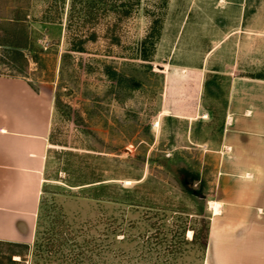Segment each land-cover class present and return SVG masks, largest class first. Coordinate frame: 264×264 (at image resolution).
I'll return each instance as SVG.
<instances>
[{"label":"rangeland","instance_id":"obj_1","mask_svg":"<svg viewBox=\"0 0 264 264\" xmlns=\"http://www.w3.org/2000/svg\"><path fill=\"white\" fill-rule=\"evenodd\" d=\"M13 29L28 64L0 45V76L50 97L52 133L34 242L0 264H205L192 239L222 195L232 83L264 81V0H0ZM226 177L223 244L262 261L264 174Z\"/></svg>","mask_w":264,"mask_h":264},{"label":"crops","instance_id":"obj_2","mask_svg":"<svg viewBox=\"0 0 264 264\" xmlns=\"http://www.w3.org/2000/svg\"><path fill=\"white\" fill-rule=\"evenodd\" d=\"M52 109L50 97L35 91L27 81L0 76V241L34 242L49 157ZM225 123L219 151L223 155L219 182L222 195L209 201L212 223L205 264H264V260H249L254 250L248 247L223 244L232 226L229 220L219 219L226 212L227 202H237L243 195L229 191L230 179L226 176L264 174L263 80L233 81ZM259 191L258 187L256 199L250 202H264ZM260 250L256 254H261Z\"/></svg>","mask_w":264,"mask_h":264},{"label":"trees","instance_id":"obj_3","mask_svg":"<svg viewBox=\"0 0 264 264\" xmlns=\"http://www.w3.org/2000/svg\"><path fill=\"white\" fill-rule=\"evenodd\" d=\"M10 34L12 35V40L7 41V40H0V45L1 46H6V47H11V54L12 58L14 59L15 57H20L24 62L28 64V59L25 56L23 50L29 49L32 47L28 36L26 35L25 32L17 31L16 29H13ZM58 103L56 101L55 107L57 108ZM204 224V228L202 229V232L200 234L194 232V236L192 241L193 242H200L201 248L206 252L207 246H208V240H209V235H210V222H207L206 220H202ZM210 221V219H209ZM0 245L12 248V255H15L16 252H14L15 247H24L26 249H29V245L26 244H19V243H11V242H4L0 241ZM19 256H22V254H19ZM118 256H123V254H119ZM124 261V262H123ZM116 264H126V260L119 259V262Z\"/></svg>","mask_w":264,"mask_h":264}]
</instances>
